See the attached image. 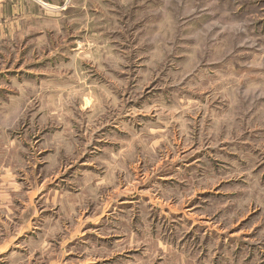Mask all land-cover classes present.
Returning a JSON list of instances; mask_svg holds the SVG:
<instances>
[{
    "label": "rangeland",
    "instance_id": "obj_1",
    "mask_svg": "<svg viewBox=\"0 0 264 264\" xmlns=\"http://www.w3.org/2000/svg\"><path fill=\"white\" fill-rule=\"evenodd\" d=\"M4 2L6 264H264V0Z\"/></svg>",
    "mask_w": 264,
    "mask_h": 264
},
{
    "label": "crops",
    "instance_id": "obj_2",
    "mask_svg": "<svg viewBox=\"0 0 264 264\" xmlns=\"http://www.w3.org/2000/svg\"><path fill=\"white\" fill-rule=\"evenodd\" d=\"M0 2L2 3V2H4V0H0ZM5 2H4V4H5ZM11 4H12L13 7L15 6V3H11ZM0 201L4 202V201H7V199L6 200H1V197H0ZM34 216L35 215H31L29 217V219L34 218ZM1 218L2 219H4V218L7 219L8 218V216L6 215L5 211L0 213V219ZM20 219H21V217H20ZM1 227H3V228H1ZM20 229L18 231H15V230L11 231L10 227L7 228V227H5V225L0 226V234H5L6 235V238L3 237V238L0 239V264H6L8 262L7 261V257H6L7 254L12 253L14 251H20V250L24 249L23 246L21 247L22 240H24V239H26L28 237H31L32 233L34 232V230L32 229V225H28L27 227H25L24 230H22V229L20 230ZM3 230L5 232H1Z\"/></svg>",
    "mask_w": 264,
    "mask_h": 264
}]
</instances>
